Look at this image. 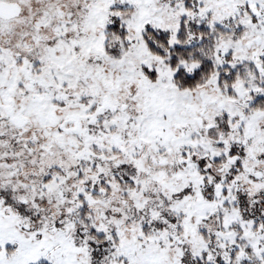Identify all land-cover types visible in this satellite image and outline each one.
Listing matches in <instances>:
<instances>
[{
  "label": "snow or ice",
  "instance_id": "6c2138e0",
  "mask_svg": "<svg viewBox=\"0 0 264 264\" xmlns=\"http://www.w3.org/2000/svg\"><path fill=\"white\" fill-rule=\"evenodd\" d=\"M0 264H264V0H0Z\"/></svg>",
  "mask_w": 264,
  "mask_h": 264
}]
</instances>
